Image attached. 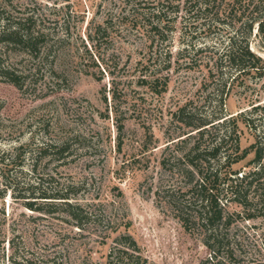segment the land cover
<instances>
[{"label":"rangeland","instance_id":"rangeland-1","mask_svg":"<svg viewBox=\"0 0 264 264\" xmlns=\"http://www.w3.org/2000/svg\"><path fill=\"white\" fill-rule=\"evenodd\" d=\"M152 1L0 0V16H29L49 34L40 54L49 59L41 72L22 87L0 79V264H114L120 249L139 254L145 264H264V199L253 198L254 216L248 219V210L223 199L232 220L215 231L225 239L214 252L206 244L209 231L187 219L185 212L198 213L192 206L196 179L191 183L180 169V157L197 141L208 148L227 135L221 154L234 156L256 142L258 131L244 115L239 118L236 151L232 121L216 122L201 139H181V123L172 116L184 105L201 115L222 108L239 116L264 102V75L216 67L229 40L222 31L202 36L206 45L191 51V67L174 63L167 90L156 93L140 81L152 78L156 63L148 61L150 41L134 11ZM177 26L163 53L171 47L176 54L188 42L180 20ZM257 31L258 24L250 47L264 58ZM7 55L5 62L18 63L20 72L33 65L21 50ZM65 140V157L54 151L40 155L42 146ZM254 157L249 153L231 169L249 171ZM42 190L68 193L81 204L87 216L82 227L62 202L45 207L49 211L31 209L32 192ZM124 236L138 249L128 247L131 240Z\"/></svg>","mask_w":264,"mask_h":264},{"label":"trees","instance_id":"trees-1","mask_svg":"<svg viewBox=\"0 0 264 264\" xmlns=\"http://www.w3.org/2000/svg\"><path fill=\"white\" fill-rule=\"evenodd\" d=\"M138 7L134 8L136 22L139 26L142 25L146 28L144 32L150 41L148 61L156 63L155 68L151 70L154 73L152 78L148 79L147 76H144L140 81L148 84L156 93H163L167 90L169 71L174 63H177L178 68L183 63L191 67L195 61L191 51L196 49L199 52L203 49L201 45H206V42L204 44L200 42L202 36L206 37L222 31L228 33L226 35L229 40L224 46L222 55L215 60L216 67L220 70L228 69L237 75L252 72L264 75V58L250 47V38L256 24H258L257 34L260 35L261 43L264 45V0H153L147 6ZM1 14H4L0 16L4 24L0 26V79L22 87L29 75L34 76L41 72L42 65L48 63V56L45 54L40 58V54L49 34L37 28L36 21L29 16L14 20L12 15L6 17L4 11ZM179 20L182 24L181 33L182 35L187 34L188 42L177 50L176 54L174 50L170 49L171 47L163 53L161 47L173 43V34L178 30ZM98 31L97 29L96 32ZM89 37L92 40L90 34ZM13 49L21 50L30 56L28 62H33V65L29 67L27 72L29 74L18 71L15 66L18 63L15 64L11 61L8 64L5 62L8 52ZM183 55L190 56V58L181 60L180 57ZM103 68L106 71L104 66ZM52 71L55 72L54 69ZM110 73L113 72H107L109 75ZM113 97H117L115 91ZM251 106V110L242 111L240 114L238 113L239 116H229L224 113L222 108H220V112H214L212 115H201L190 110L188 105L181 106L172 112L173 119L181 123L178 138L185 136L181 139H191L196 136L201 139L207 129L214 126L216 122L232 121L233 129L230 136L236 135L237 138L232 139L235 140L236 151H238L237 122L239 118L244 115L247 125L258 131L256 142L249 148H245L241 154L234 152V156L228 153L222 156L221 151L227 141L226 135L208 148H200V142L197 141L184 154L185 156H182L183 158L180 157L182 174L191 183L196 179L192 189L194 193L198 194L197 200L193 201L192 206L195 204L199 215L197 211V214L190 212H185V214L188 220L191 218L199 221L209 231L206 244L214 252L219 249L216 246L221 245L225 239L223 234H216L215 231L221 224H229L232 220V216L224 209L223 199L237 202L245 210H248L247 219L254 216L253 211L255 210L249 209L254 203L253 198L264 199V102H256ZM258 125H261L259 129ZM122 128L123 124H118V129ZM68 141L46 144L40 148L39 153L47 155L48 151H54L58 153L59 157H65V153L70 149ZM22 148V145L17 147V158L21 157ZM251 152L255 153V157L251 160L252 165L249 171L231 169L233 163L244 159ZM37 162L38 160L33 166V171L37 170ZM225 165L228 168L226 172L223 170ZM197 176L198 178H196ZM32 195L33 199L28 201L31 209L43 210L42 212L49 211L45 207L53 208L57 205L56 202H62L66 213L74 220L76 226L82 227L87 216L83 213L81 204L70 201V194L50 193L42 190L39 194L32 192ZM39 201H42L39 203L40 206L34 208ZM123 239L131 240L129 236H124ZM127 246L133 250L138 249L132 240ZM145 261L139 254L120 249L118 259L114 264H141L140 262L145 264Z\"/></svg>","mask_w":264,"mask_h":264}]
</instances>
